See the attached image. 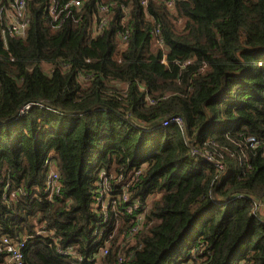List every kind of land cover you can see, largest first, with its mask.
Segmentation results:
<instances>
[{
	"label": "trees",
	"instance_id": "obj_1",
	"mask_svg": "<svg viewBox=\"0 0 264 264\" xmlns=\"http://www.w3.org/2000/svg\"><path fill=\"white\" fill-rule=\"evenodd\" d=\"M26 1L25 37L0 20V236L24 264H264V0H83L61 27ZM101 172L154 198L134 245L102 225Z\"/></svg>",
	"mask_w": 264,
	"mask_h": 264
},
{
	"label": "built area",
	"instance_id": "obj_2",
	"mask_svg": "<svg viewBox=\"0 0 264 264\" xmlns=\"http://www.w3.org/2000/svg\"><path fill=\"white\" fill-rule=\"evenodd\" d=\"M148 0H144L143 3L146 4ZM83 0H68L67 3H65L64 7L59 10V3L56 0H49V3L47 5V10L50 16L54 19L55 22L59 23L58 26L61 27L63 24V21H59V16L58 13L59 11L67 10L69 8H74L77 13H79L80 9L82 8L83 5ZM167 5L169 8H173L174 2L173 0H170L167 2ZM98 11L101 15V18L99 19L98 17H94L93 21V36H97L101 34L105 28V26L108 24V13H109V6L108 5H100L98 7ZM74 19V18H73ZM0 20L4 22L1 36L5 39L8 35L9 36H16V37H25L27 34L28 26L30 24L29 18L27 17V1L26 0H0ZM76 23H79L82 21V17L79 16L77 19H74ZM125 21V20H124ZM155 36H159V30H156L155 33H153ZM120 41L123 45L128 43L129 40V32L125 33H120L119 34ZM159 42V40H158ZM161 43V41L159 42ZM30 107H27L29 109ZM171 124H177L178 126L182 127L183 122L180 118H174L172 120L166 121L163 123L164 127H168ZM249 142L251 143L252 147H255L257 145L255 139H250ZM207 160L214 162L218 168L223 170L222 165L219 163L213 161L211 158H207ZM140 174V171L136 173V176L138 177ZM100 181L101 183L98 186V190L96 192V197H95V207L101 209V203L103 202V198L105 196V187L110 183L108 182V179L111 177H108L105 172L100 173ZM59 175L55 171L54 167H50L49 171V176H48V189L47 192H49L50 199L53 198L55 195H59L60 192V185H59ZM132 184V181L125 183L121 185L120 187V196H115L114 199H112V205H117L118 201L115 199L118 197L120 198V202L123 203V207L121 209V205L119 206V210H124V213L127 215L128 219L131 221L133 219L135 222H132L130 224V237L132 238L135 233L137 234L138 232V227L140 226V216L143 214L144 215V205L138 204V202H134L131 200V191H130V186ZM114 188H110V192H115ZM109 192V194H111ZM142 205V206H141ZM130 208L129 212H126V209ZM114 218H115V213ZM109 212L105 211L104 213V222L103 224L108 223V217H109ZM119 217L115 219L114 221L116 222V226L119 224L118 222ZM104 227V225H103ZM103 229L100 231L101 236H103ZM126 236L124 233L122 234ZM121 235V236H122ZM128 236V235H127ZM111 239V238H110ZM56 246L58 245V241H56ZM106 247L108 248H103L100 251L101 255H107L108 254V249L110 243L105 244ZM25 248V241H13L12 239L6 237V236H0V254L4 252L5 255V260L4 264H24L23 262V249ZM58 252L62 255L65 256H72L74 258H77V255L73 251L71 247H69L66 250H61L58 248ZM79 260H82L81 257H78ZM91 261H94L92 258Z\"/></svg>",
	"mask_w": 264,
	"mask_h": 264
},
{
	"label": "rangeland",
	"instance_id": "obj_3",
	"mask_svg": "<svg viewBox=\"0 0 264 264\" xmlns=\"http://www.w3.org/2000/svg\"><path fill=\"white\" fill-rule=\"evenodd\" d=\"M102 175H103V172H102ZM108 182L110 183V185L108 184L106 187H105V196L103 198V202L101 203V209L103 211V213H105V211H108L109 213H115V219H117V217L119 216H123L122 219H118V226H116V222L114 221V224L113 222L110 223V221L106 224H103L104 226H111V224H113V227L115 226L116 229L115 231H118L119 228H122V230H126V228L128 227V225H130L132 222H135L133 219L128 220V222L126 223L125 225V220L128 219L127 215L124 213V210H119V206L120 205H123L122 202H120V198H116L115 200L118 201V204L117 205H112V199H114V197L116 196L115 195V192H110V188H116L119 184V180H118V177L115 175V174H112V177L108 179ZM114 191V190H113ZM109 192L111 194H109ZM153 200L154 198L153 197H149L148 200H146L145 202V205H144V215L142 214L140 216V226L138 227V233L141 232V231H144L145 229H149V227L152 225L151 223L146 227V219H147V216L149 215V212H150V208L152 206V203H153ZM142 206V205H141ZM126 209V208H125ZM130 211V208L126 209V212H129ZM115 234V233H114ZM136 235V233H135ZM133 236L132 238L130 236H124L122 235L119 239V244H124L125 242L126 243H130L132 245H134V237L136 236Z\"/></svg>",
	"mask_w": 264,
	"mask_h": 264
}]
</instances>
